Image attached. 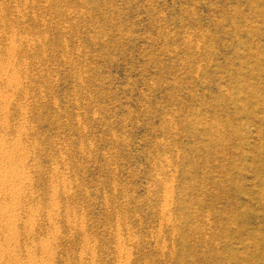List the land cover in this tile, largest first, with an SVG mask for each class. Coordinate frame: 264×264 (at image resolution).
Masks as SVG:
<instances>
[{"label":"rangeland","instance_id":"obj_1","mask_svg":"<svg viewBox=\"0 0 264 264\" xmlns=\"http://www.w3.org/2000/svg\"><path fill=\"white\" fill-rule=\"evenodd\" d=\"M0 264H264V0H0Z\"/></svg>","mask_w":264,"mask_h":264}]
</instances>
